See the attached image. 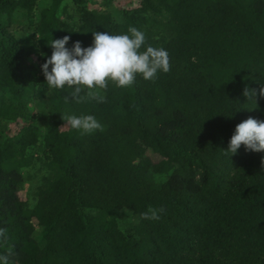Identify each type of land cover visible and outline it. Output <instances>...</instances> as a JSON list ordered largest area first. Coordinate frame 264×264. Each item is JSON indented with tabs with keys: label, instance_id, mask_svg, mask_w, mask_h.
I'll return each mask as SVG.
<instances>
[{
	"label": "trees",
	"instance_id": "trees-1",
	"mask_svg": "<svg viewBox=\"0 0 264 264\" xmlns=\"http://www.w3.org/2000/svg\"><path fill=\"white\" fill-rule=\"evenodd\" d=\"M66 1L0 0V121L15 126L0 129V256L264 264V152L228 151L238 124L264 121V0H137L129 10L72 0V13ZM130 26L145 34L140 51L168 52V73L137 75L130 87L109 81L102 103L47 85L53 40L87 48L92 33ZM72 115L94 116L103 131L71 128L61 117ZM149 209L160 218L142 219Z\"/></svg>",
	"mask_w": 264,
	"mask_h": 264
},
{
	"label": "clouds",
	"instance_id": "clouds-1",
	"mask_svg": "<svg viewBox=\"0 0 264 264\" xmlns=\"http://www.w3.org/2000/svg\"><path fill=\"white\" fill-rule=\"evenodd\" d=\"M128 33L112 35L96 31L92 33V46L83 48L80 42H76L71 50L66 47L70 36L53 40L50 45L53 49L52 55L42 65L47 85L61 90L66 85L75 86L71 96L76 102L95 99L102 103L105 97L99 90H106L109 81L117 87H130L137 75L150 81L156 78L158 72L170 71L169 54L164 48L147 46L146 50L140 51L145 45V34L131 26ZM85 90L86 96H82L81 92ZM255 94L247 89L244 92L247 97ZM259 95L264 98V87L260 88ZM61 118L71 128L82 133L103 131V126L92 115ZM241 145H244L246 150L264 152V121L248 118L237 125L228 151L235 154ZM141 218L158 220L160 217L157 210L149 209L148 212L141 213ZM5 232L6 229H0V237H3ZM0 261L8 264L6 256H0Z\"/></svg>",
	"mask_w": 264,
	"mask_h": 264
},
{
	"label": "rangeland",
	"instance_id": "rangeland-1",
	"mask_svg": "<svg viewBox=\"0 0 264 264\" xmlns=\"http://www.w3.org/2000/svg\"><path fill=\"white\" fill-rule=\"evenodd\" d=\"M68 1L69 2L66 1L67 6H68L69 11L72 13V12L75 11L77 6L74 5L75 3L72 2V0H68ZM80 1L85 2V4L88 1V3L86 5H88L89 9H92V8L111 9L112 7H118V8H124V9H128L129 10V9H134V8H136L138 6V1L137 0H110L111 1V5L110 6H107V5L104 4L105 1H107V0H80ZM13 29H20V26L15 24ZM36 70H37V68H36ZM32 71H34V70H32ZM37 72H38V70H37ZM32 109H36L35 106H32ZM1 128H4V131L1 133L2 137H3V136H7V135L9 136L11 131L13 129H15V126L13 124H11V123L7 125L4 122L0 121V129ZM147 155L155 163L159 162L161 160V157L159 155L155 154L151 150L147 151ZM40 172H41L42 175L45 174L43 172V170H41ZM41 174H39V176H42ZM27 188H28V185H25L24 186V191H21L19 193V197L21 199H25V197H26L25 194H26ZM31 223H32V226H33V228L35 230V233H34V236H35V235H37L36 230H38V222L36 221V219H32Z\"/></svg>",
	"mask_w": 264,
	"mask_h": 264
}]
</instances>
